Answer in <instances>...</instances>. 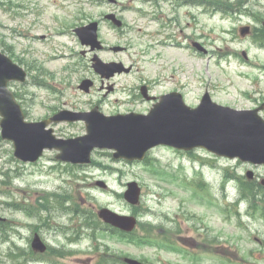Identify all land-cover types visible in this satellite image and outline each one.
I'll list each match as a JSON object with an SVG mask.
<instances>
[{"label": "rangeland", "instance_id": "374dc122", "mask_svg": "<svg viewBox=\"0 0 264 264\" xmlns=\"http://www.w3.org/2000/svg\"><path fill=\"white\" fill-rule=\"evenodd\" d=\"M0 1L7 4L0 6V48L6 51V47L11 48L13 55L7 51L9 55L20 64L18 58L32 66L35 70L32 73L38 74V79L46 85H35L31 73L26 83L10 82L30 121L51 115L55 108L88 109L95 104L101 105L106 114L127 110L148 112L151 101L140 102L143 99L136 98L128 102L133 99V93L140 92L142 79L157 80L151 89L154 95L183 86L181 92L190 106L200 102L205 90L216 101L237 108H251L257 103L255 99H264V46L255 40L256 35L242 37L239 31L244 25L260 26L257 19L258 14L264 16V0H248L242 7L248 12L232 15L216 12L207 5L186 3L178 7L177 18L171 11V0H162V11L169 18H175L172 34L180 45L174 46L153 43L166 32H158L149 0H119L117 5L108 0ZM141 9L148 13L143 14ZM110 11L123 17L127 24L123 31L105 19V14ZM91 21H99V38L107 46L97 52L101 59L105 62L122 60L127 64L135 61L138 71L103 79L93 70V52L82 45L74 31L75 27ZM43 35L45 37L41 38ZM193 40L205 45L208 54H196L191 46ZM117 45L129 50L114 52L109 48ZM84 50L86 54H83ZM86 78L94 81L89 93L78 87ZM112 84L114 89L110 90ZM262 115L264 117V113ZM51 126L58 136L65 138L86 133L83 122H61ZM57 153V150H47L37 162H22L14 156L13 143L1 137L0 128V216L12 221L14 227L8 229L9 240L3 239L0 232V264H30V259L16 260L11 248L14 247L12 240L20 249L30 247L29 238L34 231L52 247L65 252L61 256H48L50 260L42 264H99L102 258L109 264H127L123 260L126 256L147 258L149 264H191L183 252L177 250L138 246L103 237L101 232L94 237L93 229L87 227L88 224L83 225L85 217L54 210L56 202L53 198L49 200L53 209L44 211L42 220L30 218L9 206L10 203L34 205L45 192L70 196L67 206L78 205L90 216L100 207L119 214L136 215L141 221V233L145 232L143 225H151L153 237L164 240L166 238L158 235L166 237L169 234L168 240L180 248L198 247L197 236L219 240L206 254L201 253V264H222L221 255L224 259L234 254L235 259L241 260L248 257L251 250L253 255L249 256V263L264 264V246L250 239L248 234L264 239V217L260 215L264 202L252 215L249 214L252 200L247 197L245 202L233 206L231 201L241 195V189L236 180L228 182L225 179L226 172L241 175L248 167L244 163L214 155L203 148L190 154L168 146L151 150L149 163L115 159L111 150L97 149L92 158L100 165L70 166L58 161ZM152 167L158 172L165 171V177H158V172L152 173ZM257 172L264 175V167L258 168ZM184 178L205 181L207 189L214 193L216 205L195 200L193 188L182 183ZM133 180L142 189L138 210L122 196L127 183ZM100 182L108 187L102 188ZM260 197L258 195L254 201L259 202ZM224 205L239 210L240 216L228 217L221 210ZM48 215L52 228L44 227ZM62 226L74 228L71 239L59 230ZM79 232L81 235L78 236ZM188 236L190 238L186 239ZM105 250L107 256H100Z\"/></svg>", "mask_w": 264, "mask_h": 264}, {"label": "water", "instance_id": "95a60500", "mask_svg": "<svg viewBox=\"0 0 264 264\" xmlns=\"http://www.w3.org/2000/svg\"><path fill=\"white\" fill-rule=\"evenodd\" d=\"M82 33L85 43L93 49L100 47L97 40V24H91ZM249 28L242 29L246 34ZM94 67L104 74L105 66L95 59ZM122 70V69H119ZM115 71V70H114ZM114 71L107 76L114 74ZM11 78L24 80L25 72L11 59L0 53V112L3 137L15 144V155L24 161H36L45 148H58L62 152L57 158L75 163L90 162L95 146L114 148L116 158L142 159L146 152L158 144H169L178 148L205 147L218 155L239 157L243 161L264 163V119L258 110H236L219 105L207 94L200 106L193 109L185 105L178 93L161 98L149 115L129 114L107 117L98 111L86 117L88 134L75 139H57L53 129H46L52 121L76 120L78 117L56 115L48 121L26 122L20 105L7 89ZM89 80L82 88L88 90ZM126 198L137 203L140 188L136 182L129 184ZM100 216L125 230H133L136 219L121 216L109 209H102ZM32 246L37 251L45 250L38 235ZM131 264H142L128 259Z\"/></svg>", "mask_w": 264, "mask_h": 264}, {"label": "trees", "instance_id": "16d2710c", "mask_svg": "<svg viewBox=\"0 0 264 264\" xmlns=\"http://www.w3.org/2000/svg\"><path fill=\"white\" fill-rule=\"evenodd\" d=\"M242 0H239L238 1V3H240ZM250 195H254L253 194V192H250L249 193ZM245 196H247V195H245ZM252 198V197H251ZM57 200V202H61L60 201V199H56ZM49 203V198H46V200H45V203L44 204H41V206L43 207V208H48V204ZM27 210V209H26ZM89 224H96V221L95 222H92V223H90V222H88ZM145 227V226H144ZM138 238H139V240L141 241V242H151L150 240V238H151V236H149V235H147V236H145V237H143V236H140V235H138ZM32 255H34V253H33V251L32 250H30V251H26V250H24V249H20V251L18 252V254L16 253V255L14 256V257H16V258H19V257H28V256H32Z\"/></svg>", "mask_w": 264, "mask_h": 264}, {"label": "flooded vegetation", "instance_id": "af4514ba", "mask_svg": "<svg viewBox=\"0 0 264 264\" xmlns=\"http://www.w3.org/2000/svg\"><path fill=\"white\" fill-rule=\"evenodd\" d=\"M150 90V89H149ZM146 99H152L155 98L156 96L149 94V92H147V94L144 96Z\"/></svg>", "mask_w": 264, "mask_h": 264}, {"label": "bare ground", "instance_id": "6f19581e", "mask_svg": "<svg viewBox=\"0 0 264 264\" xmlns=\"http://www.w3.org/2000/svg\"><path fill=\"white\" fill-rule=\"evenodd\" d=\"M62 34V33H61ZM58 58V57H57Z\"/></svg>", "mask_w": 264, "mask_h": 264}]
</instances>
